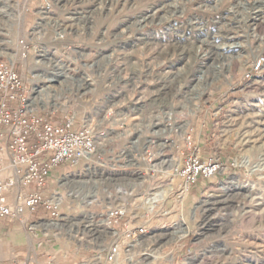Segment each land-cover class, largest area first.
Listing matches in <instances>:
<instances>
[{
  "label": "rangeland",
  "instance_id": "obj_1",
  "mask_svg": "<svg viewBox=\"0 0 264 264\" xmlns=\"http://www.w3.org/2000/svg\"><path fill=\"white\" fill-rule=\"evenodd\" d=\"M15 1L0 0V57L17 59L26 39L29 56L18 66L33 107L56 121L94 124L101 144L92 167L58 170L59 227L16 221L14 236L4 226L0 264H26L25 232L36 235L37 264H264V9L251 29L247 8L255 0H54L49 12L34 0ZM235 4L238 12L228 11ZM223 31L239 41L237 50L217 51ZM187 136L202 156L228 167L199 179L181 200L168 197L178 182L169 171ZM146 146L153 170L144 182L135 154ZM157 186L148 196L168 186L161 202L168 198L153 210L142 197ZM120 205L131 222L148 220L147 234L111 263L102 213ZM182 221L189 232L170 241Z\"/></svg>",
  "mask_w": 264,
  "mask_h": 264
},
{
  "label": "built area",
  "instance_id": "obj_2",
  "mask_svg": "<svg viewBox=\"0 0 264 264\" xmlns=\"http://www.w3.org/2000/svg\"><path fill=\"white\" fill-rule=\"evenodd\" d=\"M34 1L43 11L49 12L54 0ZM28 56L29 42L21 39L17 59L0 57V221L13 220L25 225L28 215L43 212L46 218L30 223L29 229L42 226L40 228L45 230L47 222H59L62 201L59 202V194L53 188L58 170L68 166H89L95 162L99 134L92 123L76 125L74 118L56 121L30 104L27 81L18 66L23 67ZM182 142L181 158L169 171L178 182L173 186L171 181L168 195L175 194L181 200L199 179L207 180L228 167L218 158L202 156L188 136L182 137ZM135 155L144 163V172L138 169L136 172L145 182L149 171L153 170L148 167L153 153L146 146ZM231 165L236 167L237 163ZM159 186L149 189L142 200L147 202L146 197ZM166 199L157 203L153 210ZM127 216L126 208L117 206H107L102 213V221L111 232H108L109 243L105 252L108 262L113 263L121 254L129 253L134 245L139 246V239L147 234L148 220L133 223ZM47 259L51 261V257Z\"/></svg>",
  "mask_w": 264,
  "mask_h": 264
},
{
  "label": "bare ground",
  "instance_id": "obj_3",
  "mask_svg": "<svg viewBox=\"0 0 264 264\" xmlns=\"http://www.w3.org/2000/svg\"><path fill=\"white\" fill-rule=\"evenodd\" d=\"M206 1V0H205ZM219 1V0H218ZM259 1L262 3V1L263 0H255L253 3H252V5H249L248 6V10H249V12H248V14H249V16H251V18H250V21H252L253 22V26L251 27V29H255V24H256V20H257V16L263 11V9H264V4L263 5H261V3H259ZM8 2H9V0H8ZM12 2V1H11ZM217 2V1H216ZM237 2V1H236ZM13 3V2H12ZM14 3H16V1L14 0ZM2 4V3H1ZM175 3L173 2V8H172V10H173V12H175L174 10H175V6L176 5H174ZM256 4V5H255ZM4 5V4H3ZM2 5V6H3ZM7 5H8V3H7ZM14 5V4H13ZM203 5V4H202ZM6 6V4L4 5V7ZM165 6V5H164ZM166 6L168 7L169 5H167L166 4ZM171 6V5H170ZM203 6H207L206 4H204ZM262 6V7H261ZM161 7V6H160ZM237 5L235 4V5H233V6H231V7H229V10L228 11H230L231 9L233 10L232 12H234V11H236V12H238V9H237ZM154 8H156L155 6H154ZM164 8V7H163ZM235 8L237 9V10H235ZM263 8V9H262ZM154 10V9H153ZM152 10V11H153ZM158 11V9L156 10V12ZM219 11V10H218ZM227 11V12H228ZM156 12H152L151 14L153 15L154 13H156ZM183 12V11H182ZM181 12V13H182ZM232 14V13H231ZM234 15V14H233ZM244 15V14H243ZM261 15V14H260ZM145 14L144 15H142L141 17H142V20H140L139 22L141 23V24H143L146 20H147V17L148 16H145ZM171 17H172V15H167L166 16V20H172L171 19ZM262 17V16H261ZM202 19V18H201ZM247 19V18H246ZM187 20V19H186ZM172 22H173V27H172V30H175L176 28H177V24H176V22L175 21H173L172 20ZM237 22V21H236ZM149 23V22H148ZM251 23V22H250ZM255 23V24H254ZM258 23V22H257ZM202 24H203V22H202ZM249 25V26H250ZM260 25H262V24H260ZM172 26V25H171ZM203 26V25H202ZM205 26H206V24H205ZM211 26V25H210ZM224 26V25H223ZM228 26V25H227ZM248 26V25H247ZM181 27V26H180ZM180 27H179V29H180ZM183 27V26H182ZM189 27H190V25H189ZM189 27H187L188 29H189ZM233 27V26H232ZM218 28V27H217ZM225 28V27H224ZM228 28H231V27H228ZM227 28V29H228ZM193 30V29H192ZM217 30V29H216ZM220 30V29H219ZM176 31V30H175ZM183 33H180V34H184V29H182L181 30ZM221 31V30H220ZM128 32V31H127ZM186 32H187V30H186ZM216 32V31H215ZM57 33H58V31H57ZM122 33V32H121ZM175 33V32H174ZM191 33V32H190ZM219 33V32H218ZM223 33H225L226 34V36L225 37H221V40L223 41V42H221V43H218L217 45V51L218 52H229V51H234V50H237L238 49V47L239 46H241V44L239 43V41L238 42H235L234 40H233V37H228V33H227V31H223ZM61 34V33H60ZM124 34V33H123ZM176 35V34H175ZM188 35H190V34H188ZM210 35V34H209ZM220 35V34H219ZM224 35V34H223ZM121 36V35H120ZM122 36H124V35H122ZM121 36V37H122ZM183 36V35H182ZM220 36H222V35H220ZM178 37V36H177ZM111 38V37H110ZM113 38V37H112ZM170 38V37H169ZM204 38V37H203ZM215 38V37H214ZM119 39V38H118ZM126 39V37L124 38V40ZM139 39V38H138ZM218 39H220V38H218ZM259 39V38H258ZM121 40V39H120ZM208 40V39H207ZM119 41V40H118ZM140 41V40H139ZM213 41V40H212ZM216 41V40H215ZM113 42H114V40H113ZM142 42V41H141ZM188 42V41H187ZM200 42V41H199ZM151 43V42H150ZM202 43V42H201ZM242 43V42H241ZM143 44H145V47H147V45L149 46V43L148 42H145V41H143ZM174 44V43H173ZM144 47V46H143ZM148 49V48H147ZM177 49V48H176ZM203 49V48H202ZM248 49V48H247ZM173 50V49H172ZM200 51V50H199ZM205 51V50H204ZM213 52V51H212ZM238 52V51H237ZM156 53V52H155ZM9 54V53H8ZM10 54H12V53H10ZM157 55L156 56H154L153 55V58L154 57H159L160 55H164L163 54V50L160 52V51H157V53H156ZM182 55V54H181ZM208 55V54H207ZM212 55V54H211ZM15 55H13L12 56V58H13V60H15L16 58L14 57ZM184 56V55H183ZM201 56V55H200ZM162 57V56H161ZM160 57V58H161ZM261 57V56H260ZM200 59V58H199ZM161 60V59H160ZM205 61V60H204ZM151 63V62H150ZM145 67V66H144ZM123 69V68H122ZM68 74H70V73H68ZM153 77V76H152ZM187 77V76H186ZM170 82V81H169ZM171 84V83H170ZM173 85V84H172ZM178 90V89H177ZM154 92V91H153ZM155 98V97H154ZM33 99V100H32ZM36 99V97H34V96H32L31 97V99H30V104L32 105L33 104V101ZM136 104V103H135ZM147 104V103H146ZM144 105V104H143ZM136 108V107H135ZM133 110V109H132ZM132 112V111H131ZM137 113V112H136ZM127 114V113H126ZM129 115V114H128ZM127 117V116H126ZM125 117V118H126ZM124 118V119H125ZM123 119V120H124ZM127 119V118H126ZM174 121V120H173ZM164 143V142H163ZM162 145V144H161ZM99 146H100V142H99ZM99 146H98V148L97 149H99ZM98 151V150H97ZM91 160H92V162L94 161L93 160V158H91ZM90 166L92 167V164L91 165H89L88 166V168H90ZM94 167V166H93ZM166 185V184H165ZM164 185V186H165ZM171 188V187H170ZM159 189H161L160 187L158 188V189H156V190H159ZM167 189H169V187L167 186L166 188L164 187V188H162V191L160 192V193H162V192H164L165 190H167ZM168 191H170V189L168 190ZM154 193H156V192H154ZM153 193V195L151 196H148L147 197V204H149V206H152V205H156L157 203H162L161 202V194L159 193V194H154ZM162 197H164V195L162 194ZM156 198H159L158 200H155ZM163 199V198H162ZM62 201V197H60L59 196V202H61ZM142 202H143V200H142ZM117 207H122V208H124V205H120V206H117ZM47 224V226H52V227H59V222H47L46 223ZM87 225H89V224H87ZM86 225V227H88ZM106 225V224H105ZM107 226V225H106ZM107 229H108V232L109 233H111L110 232V229H109V227L107 226ZM187 232H189V226L187 225V223L185 222V221H182V223L180 224V227L179 228H177L176 230H174L173 232H172V235H171V237L169 238V240L170 241H172V240H176V239H179V238H181V237H184L186 234H187ZM140 240V239H139ZM139 242V241H138ZM140 244V243H139ZM136 246L134 245L132 248H131V251L135 248ZM144 255H146L145 257H144V259H153L154 261L156 260V259H158L159 258V255L157 254V255H154V254H150V253H145ZM128 259H129V257H128ZM117 260H119V258H117ZM116 260V261H117ZM115 261V262H116ZM119 262H120V260H119ZM118 264H120V263H118Z\"/></svg>",
  "mask_w": 264,
  "mask_h": 264
},
{
  "label": "crops",
  "instance_id": "obj_4",
  "mask_svg": "<svg viewBox=\"0 0 264 264\" xmlns=\"http://www.w3.org/2000/svg\"><path fill=\"white\" fill-rule=\"evenodd\" d=\"M62 172H64V170ZM35 215L36 214L28 215V223L25 224V225H21L20 224V227L22 226V227L25 228V226L27 225L28 226L27 228L29 229V224L30 223H32V222H39L41 219L46 218L44 214L42 216H39V218H36ZM15 222L16 221L8 220L5 223H2V224L0 223V231H3L4 226H8L9 227V234L15 236L17 234V232L19 230H21L20 228H18L16 226ZM24 236L26 238V242L29 243V246L32 248V252L27 251V253H26L25 257H24V262L26 264H30L32 262H33V264H37L36 262H34L33 259L31 260V258H34V256H36L39 253V252H34V250H35L34 249V246H35L34 242H35L36 235L33 234V232H25V235Z\"/></svg>",
  "mask_w": 264,
  "mask_h": 264
}]
</instances>
